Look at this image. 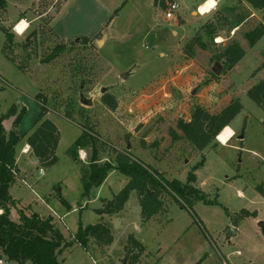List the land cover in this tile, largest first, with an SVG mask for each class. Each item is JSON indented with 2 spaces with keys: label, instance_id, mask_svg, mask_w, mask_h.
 Wrapping results in <instances>:
<instances>
[{
  "label": "rangeland",
  "instance_id": "obj_1",
  "mask_svg": "<svg viewBox=\"0 0 264 264\" xmlns=\"http://www.w3.org/2000/svg\"><path fill=\"white\" fill-rule=\"evenodd\" d=\"M203 1L177 0L174 18H168V8L155 6L153 0H7L0 11V117L13 106L25 107L19 131L26 135L16 147L21 171L10 188L18 213L53 214L68 240L80 225H112L111 244L101 246L91 239L85 249L74 243L57 250L60 264H129L132 254H126V247L131 234L145 247L135 264H264V110L247 95L245 77L224 70V60L215 57L233 40L247 47L245 33L264 21V15L260 12V18L238 23L234 34V25L252 5L247 0H221L210 13L193 14ZM221 15L229 24L218 35L202 33L205 23L216 22ZM23 19L29 26L18 35L13 29ZM2 26L14 34V45L6 46ZM198 31L205 47L186 51ZM27 38L29 46L16 47ZM82 38L91 41L84 43ZM61 43L66 51L50 63L42 62ZM244 60L248 72L260 58L249 54ZM106 93L115 96L117 109L102 102ZM38 94L46 98V116L60 131L58 162L48 167L21 153L44 109ZM81 95L93 104L83 105ZM238 96L244 108L231 125L239 132L227 139V145L218 137L227 134L230 126L204 150L193 149L181 136L177 122L189 120L195 105L218 112ZM13 118L4 121L7 134ZM83 124L99 133L96 154L101 162L117 165V154L128 150L166 179L186 182L189 171L205 157L197 170V186L220 205L198 201L191 209L164 196L168 212L143 223L133 192L123 215H99L96 209L114 198L128 178L112 170L100 187L82 197L81 164L68 149L82 134ZM171 130L179 137L174 139ZM93 152L81 150L82 162H88ZM241 209L256 211L257 216L240 220V229L231 232L228 227ZM111 220H116L115 227ZM0 257L5 264H20L4 254Z\"/></svg>",
  "mask_w": 264,
  "mask_h": 264
},
{
  "label": "trees",
  "instance_id": "obj_2",
  "mask_svg": "<svg viewBox=\"0 0 264 264\" xmlns=\"http://www.w3.org/2000/svg\"><path fill=\"white\" fill-rule=\"evenodd\" d=\"M253 8L264 10V0H247ZM7 0H0V11L6 7ZM154 5L163 9L169 8V4L177 0H153ZM239 17L238 23H241L248 11ZM229 24L227 16H219L216 22L205 23L201 29L208 37L218 35L221 27ZM3 28L7 37L6 46L14 45V34L6 27ZM198 31L189 43L186 44V51L190 52L195 46L205 47L203 35ZM264 35V24L260 23L252 30L245 33V38L250 47H253ZM84 43H89V38H82ZM30 44V38L25 42L18 44L21 47H27ZM66 51L65 43L58 44L42 60L44 63H50L56 60ZM187 53V52H186ZM245 50L241 44L233 40L227 44L219 53L215 55L218 60H224V70L234 68L245 56ZM193 54H190V56ZM214 76L218 77V75ZM247 95L264 110V80L253 85ZM37 99L43 104L44 109L40 116L35 120L32 131L27 134V143L32 152L38 159V164L42 166H52L58 162L56 149L60 140V131L56 124L46 115L48 108L45 97L37 95ZM111 110L118 107V101L111 93H106L101 98ZM243 105L240 99H232L225 107L218 112H211L202 105L193 107L191 118L189 120L179 119L177 127L182 131V137L185 138L195 150H204L209 145L216 142L220 132L234 120L242 111ZM25 114V107L18 109L13 106L9 111L0 117V250L9 260L20 264H60L56 259L57 250L79 243L85 249L89 248L90 240L94 239L101 246L109 245L113 242L114 236L112 225L105 222L80 225L71 240L60 232L55 223L53 215L41 216L37 212L30 215L23 210L19 212V221L11 218L12 205L15 201L10 194V187L16 182L19 175V168L16 159V147L24 138L19 131V126ZM70 113L68 117H70ZM13 118V127L6 133L4 121ZM264 126V119L262 121ZM82 134L69 147V156L77 163H80L81 179L83 184L82 197L89 196L94 188H98L106 180L112 170H119L124 174L128 181L124 187L110 200H104L103 206L97 208L99 215H115L121 212L128 202L131 193L134 191L141 206L142 222L146 223L153 216L159 213L168 212L169 204L163 198L170 197L172 201L193 208L198 201H203L209 205H220L217 198H210L209 194L197 186L196 171L205 164L203 157L189 171L187 181L182 182L178 178L166 179L161 172L146 164L141 159L135 157L131 151L125 150L119 152L116 157L117 165L110 161L101 162L97 157V144L101 141L99 133L86 124L82 125ZM173 138H178V134L171 130ZM93 149L88 162H82L80 151ZM61 202L70 208L69 202L60 198ZM226 213H231L225 208ZM256 217V211L241 209L235 219L234 225L247 217ZM126 254H132L129 264H135L139 260L140 254L144 251V245L133 235L129 236ZM138 253H135V252Z\"/></svg>",
  "mask_w": 264,
  "mask_h": 264
},
{
  "label": "crops",
  "instance_id": "obj_3",
  "mask_svg": "<svg viewBox=\"0 0 264 264\" xmlns=\"http://www.w3.org/2000/svg\"><path fill=\"white\" fill-rule=\"evenodd\" d=\"M203 3H204V1H203ZM202 3V4H203ZM179 5V4H178ZM200 5V4H199ZM198 5V6H199ZM249 10H248V16H246L245 17V19L241 22V23H243L245 20H248L250 17H254V18H260V15L261 14H259L260 12H262L263 14L262 15H264V10H257V9H255V8H248ZM194 13H197L196 12V10H194L193 11V14ZM198 15V14H197ZM240 23V24H241ZM260 23H263L264 24V21L262 20L261 22L259 21V23L258 24H260ZM257 24V25H258ZM257 25H255L253 28H255ZM252 28V29H253ZM240 29V28H239ZM252 29H250V30H252ZM249 30V31H250ZM238 31V25H237V23H236V25H234V27H233V30H232V33H234V34H236V32ZM248 32V31H247ZM233 34V35H234ZM246 39V38H245ZM240 43V42H239ZM241 44V46L244 48V50H245V56L242 58V60L234 67V68H232V70L231 71H238V73H239V75L241 74L243 77H245V81H246V84L245 83H243L244 85V87H245V85H246V87H247V91L253 86V85H255V84H257L258 82H260V81H262V80H264V35L261 37V39H259L258 40V42L253 46V47H250L249 46V44H248V42H247V47H245L244 45V42H241L240 43ZM249 54H251V55H253V56H255V57H259L260 58V60H259V63H258V65L255 67V68H253L252 70H249L248 72H246L245 70H246V66H244L243 65V63H244V59L246 58V56H248ZM217 85L219 86V83H217ZM238 98H239V96H238ZM228 103H229V101H228ZM227 103V104H228ZM226 104V105H227ZM226 105H224L223 107H225ZM258 107H260V106H258ZM244 108V107H243ZM261 108V107H260ZM262 109V108H261ZM219 110H221V109H219ZM243 110V109H242ZM263 121V120H262ZM232 129H233V131H234V135L232 136V138L230 139V140H232L234 137H236L237 136V134H238V132H239V129H238V131L231 125V123H230V125H229ZM245 127H246V125H244ZM244 127V128H245ZM243 128V127H242ZM245 132V131H244ZM239 138L241 139V140H243V138H244V133H241L240 135H239ZM229 140V141H230ZM219 141V140H218ZM228 141V142H229ZM220 142V141H219ZM221 143V142H220ZM222 145H227V143H225V144H223V143H221ZM19 145V144H18ZM21 153L22 154H27L28 156H29V158H30V155H31V153H32V150H31V148H30V145L26 142L25 143V145L23 146V148L21 149ZM31 159V158H30ZM32 160V159H31ZM33 161V160H32ZM17 162H18V156H17ZM34 162V161H33ZM34 163H38V162H34ZM18 165V164H17ZM19 171H21V169H19ZM42 173H43V170H42ZM196 174H197V171H196ZM19 175H20V172H19ZM22 180H23V182H25V184H27V181L25 180V179H23L22 178ZM128 181V180H127ZM197 181H198V175H197ZM12 187V186H11ZM10 187V188H11ZM134 192V191H133ZM132 192V193H133ZM131 193V194H132ZM10 194L12 195V197H13V199H14V201H15V205H12L11 207H10V211H11V218L14 220V221H19V213H18V209H19V207L17 206V202H16V198L13 196V194L10 192ZM131 196V195H130ZM130 199V198H129ZM129 201V200H128ZM62 203V202H61ZM70 204V203H69ZM127 205H128V202L126 203V205H125V207H124V209L120 212V213H118V217L119 216H121V215H123L124 213H125V211H126V209H127ZM70 206H71V204H70ZM69 211L70 210H72V208L71 209H68ZM26 214H28V215H30L31 213H33V212H30L29 213V211H25V210H23ZM14 213H16L17 215L15 216V217H13V214ZM38 213V212H37ZM40 214V213H39ZM41 215V214H40ZM49 215H53V214H49ZM41 216H44V215H41ZM54 216V215H53ZM118 217H115V218H118ZM114 218V219H115ZM115 221L116 220H111V222L114 224V227H115ZM231 226H234L236 229H240V226L239 225H234V224H231Z\"/></svg>",
  "mask_w": 264,
  "mask_h": 264
},
{
  "label": "clouds",
  "instance_id": "obj_4",
  "mask_svg": "<svg viewBox=\"0 0 264 264\" xmlns=\"http://www.w3.org/2000/svg\"><path fill=\"white\" fill-rule=\"evenodd\" d=\"M221 3V0H204V3L198 8V11L201 15L211 12L212 10L216 9ZM29 26L28 22L26 20H21L19 24L13 29L14 32H16L18 35L22 34L24 29H26ZM22 30H18L21 29ZM225 132L227 135H221L218 137L221 143H226L227 139L230 138L232 135H234V132L227 128L225 129Z\"/></svg>",
  "mask_w": 264,
  "mask_h": 264
},
{
  "label": "water",
  "instance_id": "obj_5",
  "mask_svg": "<svg viewBox=\"0 0 264 264\" xmlns=\"http://www.w3.org/2000/svg\"><path fill=\"white\" fill-rule=\"evenodd\" d=\"M77 41H78V40H77ZM218 71H219V70H216L215 72L218 73ZM125 76H126V75H125ZM102 92H103V93L106 92V88H102ZM80 102H81L83 105H87V106H90V105L93 104L92 99L87 98V97H85L84 95H81V97H80ZM30 158H31L34 162H38V159L35 157V155H34L33 152L31 153ZM228 228H229V230H230L231 232H236V231H237V229H236L234 226H231V225H230Z\"/></svg>",
  "mask_w": 264,
  "mask_h": 264
},
{
  "label": "built area",
  "instance_id": "obj_6",
  "mask_svg": "<svg viewBox=\"0 0 264 264\" xmlns=\"http://www.w3.org/2000/svg\"><path fill=\"white\" fill-rule=\"evenodd\" d=\"M202 5V4H201ZM201 5H199L198 7H197V13L198 14H200V12L198 11V8L201 6ZM178 3L177 2H172V3H170L169 4V8H168V11L166 12V16L168 17V18H174V16H175V10L176 9H178ZM208 13H210V12H208ZM208 13H205V14H208ZM205 14H203V15H205ZM201 15V14H200ZM16 27V26H15ZM23 34V33H22ZM41 173H42V169H41ZM0 254H2L1 253V250H0ZM0 264H5L4 263V261H3V259H2V257H0Z\"/></svg>",
  "mask_w": 264,
  "mask_h": 264
},
{
  "label": "bare ground",
  "instance_id": "obj_7",
  "mask_svg": "<svg viewBox=\"0 0 264 264\" xmlns=\"http://www.w3.org/2000/svg\"><path fill=\"white\" fill-rule=\"evenodd\" d=\"M23 20H25V19H23ZM19 24V23H18ZM27 29V28H26ZM26 29H24V31L22 32V33H24L25 32V30ZM227 128H230V127H227ZM231 129V128H230ZM232 130V129H231ZM233 131V130H232ZM227 134H225V136H226Z\"/></svg>",
  "mask_w": 264,
  "mask_h": 264
},
{
  "label": "snow or ice",
  "instance_id": "obj_8",
  "mask_svg": "<svg viewBox=\"0 0 264 264\" xmlns=\"http://www.w3.org/2000/svg\"><path fill=\"white\" fill-rule=\"evenodd\" d=\"M18 30H22V28L21 29H18Z\"/></svg>",
  "mask_w": 264,
  "mask_h": 264
}]
</instances>
